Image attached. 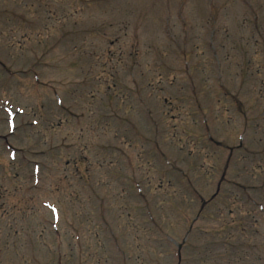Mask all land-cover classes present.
<instances>
[{
    "label": "rangeland",
    "instance_id": "obj_1",
    "mask_svg": "<svg viewBox=\"0 0 264 264\" xmlns=\"http://www.w3.org/2000/svg\"><path fill=\"white\" fill-rule=\"evenodd\" d=\"M0 264H264V0H0Z\"/></svg>",
    "mask_w": 264,
    "mask_h": 264
}]
</instances>
